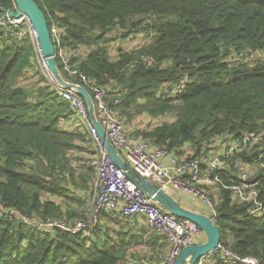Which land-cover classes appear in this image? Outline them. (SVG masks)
<instances>
[{"label":"trees","instance_id":"trees-1","mask_svg":"<svg viewBox=\"0 0 264 264\" xmlns=\"http://www.w3.org/2000/svg\"><path fill=\"white\" fill-rule=\"evenodd\" d=\"M35 1L49 27L63 28L65 44L82 50L72 65L122 100L115 110L126 123L138 114L152 117L131 130L134 135L178 156L191 144L197 158L245 133L264 137V0ZM0 5L12 9L14 0ZM133 35L145 42L117 54L107 44ZM35 68L28 40L0 42V206L44 219L82 218L67 201L91 191V169L74 164L91 140L85 130L60 127L70 107L49 85H20ZM183 78V93L162 94ZM254 155L245 150L234 158ZM249 170L257 178L264 174L257 165ZM202 189L217 205L220 244L264 263V216L249 215L251 204L229 190ZM119 229L100 220L87 239L0 218V264H123L130 242ZM212 257L223 264L220 254Z\"/></svg>","mask_w":264,"mask_h":264},{"label":"built area","instance_id":"built-area-1","mask_svg":"<svg viewBox=\"0 0 264 264\" xmlns=\"http://www.w3.org/2000/svg\"><path fill=\"white\" fill-rule=\"evenodd\" d=\"M16 8L15 2L12 9H5L0 5V42L29 41L34 51L37 70L45 83L69 104L70 116L61 120L60 127L77 131L76 127L81 125V130L88 133L94 149V153L85 162V166L92 172V188L89 192L91 202L87 214L82 218L44 219L5 205L0 206V218L39 232L61 231L73 235L81 234L90 239L94 236L101 216L118 210L121 218L132 227L137 225L139 219H143L149 228L164 236L168 246L157 256L161 264H174L184 247L204 242L205 233L191 221L162 210L152 196L144 194L126 177L125 171L113 162L101 144L86 100L76 88H66L56 81L48 69L47 59L43 56L37 31L30 18L24 13L20 16L11 15L10 12H16ZM49 30L57 64L59 61L63 71L77 78L81 84L66 79L60 70L62 76L68 82L83 86L90 93L97 120L104 128L107 138L135 172L156 182L172 196L175 193H186L199 198L215 224L218 219L217 205L202 187L218 186L229 190L239 203L251 204L249 215L256 218L264 216V201L260 200L264 174L257 178L249 170L250 166L257 165L264 171V163L261 162L264 160V137L245 133L231 140L226 147L207 151L200 158L194 157L195 147L191 144H185L181 148V156L170 154L167 149L156 146L127 129L126 119L115 110V106H119L122 100L119 97H110L107 89L72 65L71 58L80 56L82 50L65 44L64 30L58 23L52 22ZM186 82V78H183L177 83L169 84L162 94H181ZM245 150L249 154L255 152L250 161L244 157L234 158L237 153ZM223 164H226L227 169L223 168ZM202 166L206 169L203 170ZM230 170L233 171L232 175ZM217 254H220L223 264H264L256 257L241 256L221 244L195 264H216L212 256ZM123 264L131 263L126 261Z\"/></svg>","mask_w":264,"mask_h":264},{"label":"water","instance_id":"water-1","mask_svg":"<svg viewBox=\"0 0 264 264\" xmlns=\"http://www.w3.org/2000/svg\"><path fill=\"white\" fill-rule=\"evenodd\" d=\"M17 5L16 12L11 15L20 16L26 14L35 30L37 31L40 46L44 58L47 59V66L56 81L66 88H76L86 100L90 118L97 128L101 144L105 148L113 162L125 171L126 177L132 181L144 194L152 196L154 202L164 211L175 217L187 219L200 228L206 235L204 242L184 247L174 264H195L201 257L212 253L221 242V229L215 224L210 216L187 209L181 205L171 194L166 192L159 184L140 176L131 165L120 155V152L112 145L107 138L104 128L97 120L95 105L90 93L81 85L68 82L62 76L55 59L54 44L46 16L35 0H14Z\"/></svg>","mask_w":264,"mask_h":264},{"label":"crops","instance_id":"crops-1","mask_svg":"<svg viewBox=\"0 0 264 264\" xmlns=\"http://www.w3.org/2000/svg\"><path fill=\"white\" fill-rule=\"evenodd\" d=\"M142 118L141 122H144V120L150 122L152 117L146 114ZM127 124L130 125H127V129L130 131H135L140 126L139 123L136 126L133 120ZM143 124L141 123V125ZM173 197L187 209L208 215L207 207L199 198L186 193H175ZM107 214L109 218H101L102 222L108 224L114 230H120L119 228L122 227L126 233L124 239L130 242L127 261L131 264H161L157 255L168 246L164 236L149 228L143 219L141 221L139 219L137 225L132 227L121 218L118 210Z\"/></svg>","mask_w":264,"mask_h":264},{"label":"rangeland","instance_id":"rangeland-1","mask_svg":"<svg viewBox=\"0 0 264 264\" xmlns=\"http://www.w3.org/2000/svg\"><path fill=\"white\" fill-rule=\"evenodd\" d=\"M117 40L118 39H116V40H112V39L109 40L108 39V42H107V44L112 47L111 50L114 53H116V54H117L118 49L120 47L125 46L124 48H127L128 50H132V49L136 48L140 43L142 44L143 42H145V38L144 37H139V36H135V35L129 37L127 40H121V39H119L118 41ZM116 41H117V43H116ZM41 83H43L42 85H44V86L48 85L43 80L41 73L35 68L32 71L31 74L26 75L25 80H23V82H21L20 85L27 87V86L33 85V84H35V86H37V84H41ZM142 116H144V115L143 114L135 115L133 118H131V120H133V122H134V124L136 126H137L138 123L141 125V123H142L141 121L143 119ZM127 125H129V124H127ZM80 126L81 125L76 127L77 131H82ZM71 131L73 132L74 130H71ZM88 147H90L89 149L92 150V148H93L92 147V142H89V141L86 142V147H85L86 149L81 150L79 152V157H77V159L74 161V164H75L76 168L79 169V170H83L86 167L85 166V162L88 159ZM80 196L82 198L81 201H79V202H76V201L73 202V200L72 201H67V204L72 205L73 208H75L77 211L82 213L81 215L85 216L87 214V212H88V209L90 207V202L91 201H90V197L88 196V193L87 194H82ZM57 199H59V198H57ZM60 200L61 199H59L58 201H60ZM81 203H83V204H81ZM82 208H84V209L82 210Z\"/></svg>","mask_w":264,"mask_h":264}]
</instances>
